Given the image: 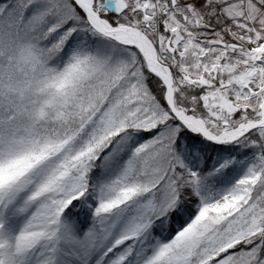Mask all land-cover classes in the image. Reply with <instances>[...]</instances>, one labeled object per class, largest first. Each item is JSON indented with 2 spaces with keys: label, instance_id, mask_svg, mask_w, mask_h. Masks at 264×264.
Here are the masks:
<instances>
[{
  "label": "snow or ice",
  "instance_id": "6c2138e0",
  "mask_svg": "<svg viewBox=\"0 0 264 264\" xmlns=\"http://www.w3.org/2000/svg\"><path fill=\"white\" fill-rule=\"evenodd\" d=\"M0 264H264V0H0Z\"/></svg>",
  "mask_w": 264,
  "mask_h": 264
}]
</instances>
